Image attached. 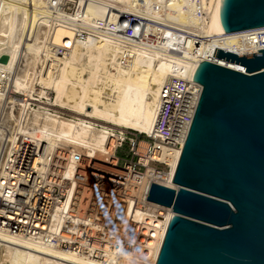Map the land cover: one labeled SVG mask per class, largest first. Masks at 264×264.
I'll return each instance as SVG.
<instances>
[{
  "label": "bare ground",
  "instance_id": "obj_1",
  "mask_svg": "<svg viewBox=\"0 0 264 264\" xmlns=\"http://www.w3.org/2000/svg\"><path fill=\"white\" fill-rule=\"evenodd\" d=\"M220 3L221 0H0V103L4 97L9 98L4 92L6 81L9 92L14 94L32 88L38 80L53 90L56 104L66 105L75 113L65 120L56 114L35 111L33 140L26 145L35 143L29 163L37 177H44L50 170L49 158L55 150H69L56 169L67 196L62 206H53L52 224L60 222V211L68 204L79 214L88 209L95 195L97 205L91 208H98L103 196L87 186V170L94 163H104L108 171L126 180L124 192L133 220L144 223L148 233V239L135 248L98 242L88 245V239L78 248H62L45 241L43 236L27 238L23 230H13L9 222L8 205L21 199L18 196L23 183L21 177L7 172L4 162L0 172V264H156L172 210L147 201V193L152 183L177 189L172 179L181 152H163L167 167L161 176L151 169L143 174L118 171L112 167L118 160L115 147L125 130L107 125L150 134L164 83L192 78L201 61L243 71L240 65L212 57L214 48L238 56L264 49V27L224 33ZM118 13L143 20L133 28V35L149 37L138 48L127 49V53L111 38L83 33L103 20L114 22ZM84 71L87 78L82 76ZM102 76L112 83L110 89L99 84ZM41 95L47 97L46 92ZM106 98L108 103L103 101ZM15 99L9 101L21 108H8L5 122L21 125L20 132L28 134L23 124L29 122V108ZM146 144L142 141L141 146ZM5 145L0 151V168ZM12 145L7 158L16 155L20 147L14 140ZM35 180L30 188L35 186ZM133 199L138 203L130 206ZM108 213L113 215L114 211ZM98 215L96 211V219ZM56 228L59 226L54 227L53 234ZM87 236L98 239L94 231Z\"/></svg>",
  "mask_w": 264,
  "mask_h": 264
},
{
  "label": "water",
  "instance_id": "obj_2",
  "mask_svg": "<svg viewBox=\"0 0 264 264\" xmlns=\"http://www.w3.org/2000/svg\"><path fill=\"white\" fill-rule=\"evenodd\" d=\"M224 33L264 27V0H221ZM201 61V93L172 182L152 183L147 201L172 217L156 264H264V49Z\"/></svg>",
  "mask_w": 264,
  "mask_h": 264
},
{
  "label": "built area",
  "instance_id": "obj_3",
  "mask_svg": "<svg viewBox=\"0 0 264 264\" xmlns=\"http://www.w3.org/2000/svg\"><path fill=\"white\" fill-rule=\"evenodd\" d=\"M76 1V0H70ZM67 3V2H66ZM72 9L73 5L70 4ZM69 6V5H68ZM144 22L133 15L118 13L114 22L103 20L97 26L83 32L84 35L104 36L111 38L121 45L123 52L127 49L144 44L148 40L147 36L133 35V28L138 27V23ZM149 45V44H147ZM201 93V86L188 80L171 79L163 84L159 94V101L155 119L150 134H139L124 131L123 139L117 147L115 154L120 149H125L124 157H118L112 166L118 171L125 169L133 173L143 174L149 169L161 176L166 172V163L162 160L163 152L179 150L181 152L188 130L190 128L193 114ZM142 141L147 142L141 146ZM36 147L33 145H23L18 148L16 155L11 154L6 159L5 169L10 175L21 177L23 184L21 188V199L8 205L10 224L13 230H23L26 237L43 236L44 240L51 244L59 245L62 248H78L81 243L96 244L106 246L136 247L138 244L148 239L144 223L133 220L131 208L128 205L129 199L126 189V180L119 174L108 171L106 166H96L88 168L87 186L102 193V203L92 209V204L97 205L95 195L90 198L85 212L79 214L74 211V206L68 204L60 211V222H51L53 206H61L66 200L67 190L60 182V176L56 169L46 171L45 176L37 177L33 174L30 166L31 154ZM119 162H123L122 165ZM106 167V168H105ZM50 169V165H49ZM60 172V170L58 169ZM36 184L31 189L30 185ZM163 179V178H161ZM18 189V187H17ZM97 196V193H96ZM109 202L106 203L105 201ZM112 201V203H111ZM138 203L133 199L130 206ZM142 207V205H140ZM163 206H160V208ZM114 211L113 215L108 211ZM96 211H99L96 219ZM161 212V211H160ZM59 226L54 232V227ZM93 231L96 238L92 235ZM60 234V235H59ZM85 244V245H86ZM99 253V252H98ZM97 257V251L94 254Z\"/></svg>",
  "mask_w": 264,
  "mask_h": 264
},
{
  "label": "rangeland",
  "instance_id": "obj_4",
  "mask_svg": "<svg viewBox=\"0 0 264 264\" xmlns=\"http://www.w3.org/2000/svg\"><path fill=\"white\" fill-rule=\"evenodd\" d=\"M102 75H104V74H102ZM80 76H81V74H80ZM82 76H83V78H87V72L84 71L83 74H82ZM102 77L104 79H102V81L99 84L102 83L101 86L104 89L106 88L105 90L110 89L112 87V83L108 79H105L106 76H102ZM8 82L9 81H6V85L7 86H6L4 92H5V95L7 97H9V98L7 100L4 97L3 100H2V102L0 103V151L2 150L4 144H6L5 145V153H4V156H3V162H2V167L0 168V172L3 169V163L6 162L9 149L14 146V145H12V140L15 141V144H16L17 147H19V146L21 147L23 145L30 144V140L31 141L33 140L31 138L32 137L31 132L33 131V128H35V126H34V123H35L34 113H35V111L37 112L39 110L38 112H47L50 115L56 114V115L62 117L63 119H65V120H70L75 115L74 111H72V109L69 108L68 106L62 105V106H65V107H62L59 104H56L55 103V99H54L56 95L53 92V90L52 89H49L47 87L45 88V86L39 84L38 80L32 83L33 84L32 85L33 87L32 86L31 87L33 89L32 88H28L24 92L23 91H17V92L14 91V94L11 93V92H9V90H8V84L9 83ZM74 89H75L74 91L78 92V90H77L78 88H74ZM68 91L71 92L72 89L71 88H68ZM95 91H96V89H95ZM42 92H46L47 97L41 95ZM10 99H13V100L15 99V102L16 103H18V102L19 103H25L27 105V108H29V111H30L29 122L27 121V122H25L23 124V127H25L27 129L28 134H25V133L20 132L21 125L19 126L17 123H15L13 121H9L10 123L9 122H5V119L6 118L4 116V113L6 114L8 108H10V107H12L14 105L12 102L9 101ZM107 99H109V98H106V100L103 99V101L105 103H108L109 100H107ZM4 107H5V110H4ZM14 107L15 108H21V106H18V105H14ZM3 117H4V119H3ZM16 118H18V117H16ZM2 120H3V123H2ZM97 124L98 125H101L100 122H98ZM107 126L110 129L111 128H115V129H119V130H126V131L128 130V129H125V128L121 127V126H118V127L117 126H111V125H107ZM96 128L97 129H100L99 126H97ZM128 131L129 132H134V131H131V130H128ZM34 144L35 143H32L31 145L35 146ZM125 149H126V146H125L124 149L118 150L116 152V154H114V156L116 158H118V157L119 158L120 157H124V155H125ZM63 150L64 151H62V150H55L54 153H53V156L49 158V160H50V162H49L50 163V170L51 169H55L59 164H61V162H64L65 161L69 150H67V149H63ZM122 163L119 162V164H121V165H122ZM102 165L105 166L104 163Z\"/></svg>",
  "mask_w": 264,
  "mask_h": 264
}]
</instances>
